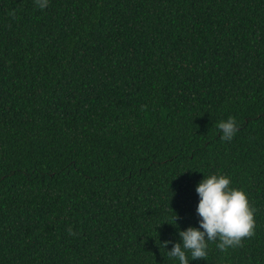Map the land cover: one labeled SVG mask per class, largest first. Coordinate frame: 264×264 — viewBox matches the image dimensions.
Segmentation results:
<instances>
[{"label":"trees","instance_id":"16d2710c","mask_svg":"<svg viewBox=\"0 0 264 264\" xmlns=\"http://www.w3.org/2000/svg\"><path fill=\"white\" fill-rule=\"evenodd\" d=\"M212 173L264 264V0H0V264H178Z\"/></svg>","mask_w":264,"mask_h":264},{"label":"clouds","instance_id":"9594fccd","mask_svg":"<svg viewBox=\"0 0 264 264\" xmlns=\"http://www.w3.org/2000/svg\"><path fill=\"white\" fill-rule=\"evenodd\" d=\"M35 3L40 9H44L49 0H35ZM218 128L221 138L231 141L238 130L237 121L235 117L229 116L218 123ZM231 183L229 176L220 173L204 175L198 183V226L180 230L179 242L169 240L161 243L165 246L167 255L175 258L178 264H190L193 260L206 258L211 242H216L218 249L226 251L239 246L245 237L254 234V209L249 203L247 193L232 187ZM177 219L176 214L175 225L168 224L176 226ZM170 244L172 247L168 250Z\"/></svg>","mask_w":264,"mask_h":264}]
</instances>
